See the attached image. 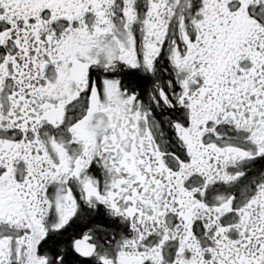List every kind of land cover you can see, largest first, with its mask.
<instances>
[{
    "label": "snow or ice",
    "instance_id": "obj_1",
    "mask_svg": "<svg viewBox=\"0 0 264 264\" xmlns=\"http://www.w3.org/2000/svg\"><path fill=\"white\" fill-rule=\"evenodd\" d=\"M0 264H264V0H0Z\"/></svg>",
    "mask_w": 264,
    "mask_h": 264
}]
</instances>
